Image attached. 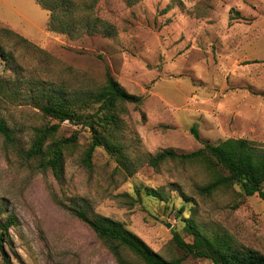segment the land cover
<instances>
[{
	"label": "rangeland",
	"instance_id": "obj_1",
	"mask_svg": "<svg viewBox=\"0 0 264 264\" xmlns=\"http://www.w3.org/2000/svg\"><path fill=\"white\" fill-rule=\"evenodd\" d=\"M71 1L75 37L53 31L51 12L37 0H0V46L8 54L0 57V84L80 98L105 84L108 67L127 92L143 97L121 115L120 139L136 172L103 148L86 166L91 133L67 121L56 138L78 132V142L66 151L57 180L26 152L37 128L59 121L27 98H2L0 116L15 140L0 135V212L18 225L0 264H120L111 245L74 215L82 208L123 223L167 260L185 256L173 239L179 234L192 243L189 223L264 254L259 195L243 196L235 186L205 197L198 189L210 176L200 165L148 163L165 149L189 153L229 138L264 148V0ZM89 25L98 31L89 33ZM182 264L211 261L188 257Z\"/></svg>",
	"mask_w": 264,
	"mask_h": 264
},
{
	"label": "trees",
	"instance_id": "obj_2",
	"mask_svg": "<svg viewBox=\"0 0 264 264\" xmlns=\"http://www.w3.org/2000/svg\"><path fill=\"white\" fill-rule=\"evenodd\" d=\"M45 9L51 12L49 27L58 33L75 37L74 31L76 9L71 0H37ZM89 15V14H88ZM82 25H80L81 27ZM89 33H96L95 26L87 27ZM27 43V40L21 38ZM0 57L8 58V54L0 46ZM62 90L57 92L38 90L33 93L10 90L0 84V101L30 100L44 117L55 118L59 124L46 125L36 129L30 149L26 152L28 159H38L40 167L51 171L57 180H62L65 171L66 151L78 142V132L65 138H56L60 124L70 122L77 126L88 128L91 142L85 152L84 163L92 166V159L98 148L105 149L111 156L124 166L130 175L136 172L127 156L126 147L121 142V115L126 113L127 105L141 106L142 96L126 91L106 68V82L92 94L80 98H69ZM192 134L200 139L197 127L192 128ZM0 135L6 140H15L13 130L5 119L0 116ZM174 161L182 164L200 165L210 176V181L198 189L200 195L213 196L219 191L231 190L238 186L241 194L246 197L259 195L264 201V148L247 139L229 138L217 144L204 142L203 147L189 153H181L174 149H165L150 156L148 163L153 168ZM148 195L165 199L160 190L148 189ZM74 215L85 223L100 239L111 245L114 256L120 264H182L188 258H205L211 264H264V254L237 244L228 235L209 234L206 230L189 223L188 230L193 235V242L188 243L175 234V244L185 252L183 258L167 260L152 250L140 237L131 232L125 225L109 217L90 216L85 209H74ZM18 225L15 216L2 217L0 212V257L7 261L6 245L9 243V231ZM128 251L137 263L129 261L122 254Z\"/></svg>",
	"mask_w": 264,
	"mask_h": 264
},
{
	"label": "water",
	"instance_id": "obj_3",
	"mask_svg": "<svg viewBox=\"0 0 264 264\" xmlns=\"http://www.w3.org/2000/svg\"><path fill=\"white\" fill-rule=\"evenodd\" d=\"M169 227V226H168Z\"/></svg>",
	"mask_w": 264,
	"mask_h": 264
}]
</instances>
